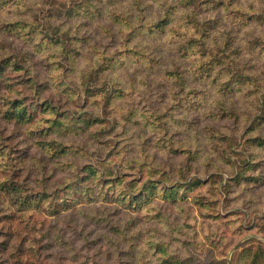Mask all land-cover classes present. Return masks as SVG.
Segmentation results:
<instances>
[{
  "label": "rangeland",
  "instance_id": "1",
  "mask_svg": "<svg viewBox=\"0 0 264 264\" xmlns=\"http://www.w3.org/2000/svg\"><path fill=\"white\" fill-rule=\"evenodd\" d=\"M263 102L264 0H0V264H264Z\"/></svg>",
  "mask_w": 264,
  "mask_h": 264
},
{
  "label": "trees",
  "instance_id": "2",
  "mask_svg": "<svg viewBox=\"0 0 264 264\" xmlns=\"http://www.w3.org/2000/svg\"><path fill=\"white\" fill-rule=\"evenodd\" d=\"M188 7V6H187ZM166 14V13H165ZM164 16H166V15H164ZM163 16V17H164ZM162 19V18H161ZM161 19H160V21L159 22H161ZM164 19V18H163ZM166 19H167V17H166ZM196 21V19L191 15V18H190V21H187L189 24H191V23H193V22H195ZM188 24V25H189ZM159 24H157V26H158ZM200 27H203V26H201L200 25ZM202 33V32H201ZM213 37L215 38V40H216V42L218 41L217 39H220V38H216V36H215V34L213 35ZM229 43V42H228ZM227 43V44H228ZM242 85V84H241ZM240 88H242L241 86L238 88V89H240ZM258 107H259V109H261L259 112L261 113V114H263L264 115V102L263 103H260L259 105H258ZM263 117V116H262ZM246 252V251H245ZM264 252V251H263Z\"/></svg>",
  "mask_w": 264,
  "mask_h": 264
}]
</instances>
